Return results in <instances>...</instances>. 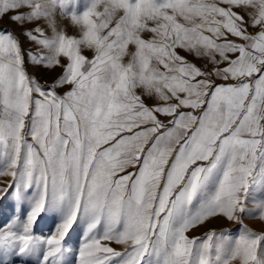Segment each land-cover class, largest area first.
Instances as JSON below:
<instances>
[{"label":"snow or ice","instance_id":"1","mask_svg":"<svg viewBox=\"0 0 264 264\" xmlns=\"http://www.w3.org/2000/svg\"><path fill=\"white\" fill-rule=\"evenodd\" d=\"M68 6L0 0L19 29L0 30V199L27 204L0 226V264H264V226L243 223L264 225V199L247 208L264 189V0ZM29 66L61 74L44 87ZM213 220L238 234L189 235Z\"/></svg>","mask_w":264,"mask_h":264},{"label":"rangeland","instance_id":"2","mask_svg":"<svg viewBox=\"0 0 264 264\" xmlns=\"http://www.w3.org/2000/svg\"><path fill=\"white\" fill-rule=\"evenodd\" d=\"M84 1V2H83ZM91 3V0H69V6L67 11L70 13L71 11L75 10L77 14L82 13L85 11L86 6ZM55 22L57 25V29L63 31L66 35L79 38L81 36V30L79 26L73 25L70 19V16H61L59 11H57L55 15ZM0 30H6L13 32L15 34L19 33V29L16 26L8 21L5 18L3 21H0ZM25 48L28 47L27 44L24 45ZM83 54L87 57H91L93 52L88 49H83ZM179 54L186 57V59L198 66L202 71L210 72L213 70V66L210 63H207L204 58H197L194 55L188 54L183 50L179 51ZM62 62L66 63L65 58H61ZM28 74L35 76L42 86L48 87V85L58 78L61 74V70L56 68L54 71H45V70H38L34 66H29ZM217 83H223V81H217ZM67 90V86L65 88L60 89V92ZM142 90L138 89L137 93L140 94ZM147 103L153 104L154 100L145 97ZM10 177H0V187L4 186V182L10 181ZM260 199H264V189H257L254 190L248 199L247 208L249 212L255 213L257 210L255 208V201H259ZM27 212V204L24 203L22 206H18L12 199L11 196L5 197L0 199V226H2L6 221L10 220L11 218L20 215L21 217L25 216ZM243 223L249 229L253 231L259 232L262 225V222L258 218H249L246 214L243 218ZM51 221L45 217L44 219H38V223L35 227L34 235L41 236L47 235L49 233V228L51 227ZM239 225L227 222L224 220H213L212 222L208 223L204 227L197 228L194 231L189 233L190 236H201L209 230H215L216 232H225L232 236L238 234ZM75 239V235L73 236ZM119 250V246L113 245ZM13 264H21V260L19 256L12 257ZM26 264H32L29 260Z\"/></svg>","mask_w":264,"mask_h":264},{"label":"bare ground","instance_id":"3","mask_svg":"<svg viewBox=\"0 0 264 264\" xmlns=\"http://www.w3.org/2000/svg\"><path fill=\"white\" fill-rule=\"evenodd\" d=\"M84 2V1H83Z\"/></svg>","mask_w":264,"mask_h":264}]
</instances>
